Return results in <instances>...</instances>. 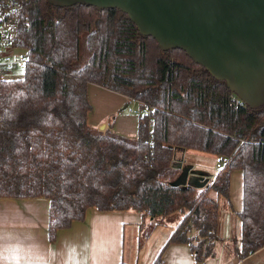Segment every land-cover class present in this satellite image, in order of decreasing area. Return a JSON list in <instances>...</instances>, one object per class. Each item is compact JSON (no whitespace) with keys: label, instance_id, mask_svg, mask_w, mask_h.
I'll return each instance as SVG.
<instances>
[{"label":"trees","instance_id":"obj_1","mask_svg":"<svg viewBox=\"0 0 264 264\" xmlns=\"http://www.w3.org/2000/svg\"><path fill=\"white\" fill-rule=\"evenodd\" d=\"M13 1L26 64L20 77L0 79V199L46 200L51 242L89 208L150 220L180 213L152 264L171 243L202 264L217 242L218 198L228 204L239 171L235 253L243 260L264 247V105L233 107L222 81L181 50H160L119 10ZM89 85L148 107L137 113L135 140L88 127ZM186 152L225 165L201 188L174 185Z\"/></svg>","mask_w":264,"mask_h":264},{"label":"crops","instance_id":"obj_2","mask_svg":"<svg viewBox=\"0 0 264 264\" xmlns=\"http://www.w3.org/2000/svg\"><path fill=\"white\" fill-rule=\"evenodd\" d=\"M89 92L92 97L99 99L105 115L112 116L107 128L105 124L102 128L136 136L137 118L115 115L120 107L128 108L126 98L94 85L87 86L88 95ZM102 116L99 119L100 123L104 120ZM190 153L194 154V152ZM197 154L202 156L201 153ZM204 155L214 159L211 155ZM186 165H190V172L193 174L202 173L198 168L195 170L193 164ZM241 188V173L231 172L228 204L225 205L220 221L217 219V234L222 236L217 242L220 244L214 248L212 257L202 264H264V247L239 260L234 244L238 234H235L234 238L229 237L231 226L233 225L235 231L238 228L236 214L241 208ZM47 223L46 200L0 199V264H137L136 253L133 252L134 256L131 257L125 243L129 233L137 236L138 229L143 223V217L139 213L99 212L89 208L82 222H73L69 228L57 231L52 242L48 240ZM231 239L232 244L226 243V240ZM161 262L162 264H199L193 259L189 247L183 243L168 244L162 252Z\"/></svg>","mask_w":264,"mask_h":264},{"label":"water","instance_id":"obj_3","mask_svg":"<svg viewBox=\"0 0 264 264\" xmlns=\"http://www.w3.org/2000/svg\"><path fill=\"white\" fill-rule=\"evenodd\" d=\"M58 7L91 6L97 10L116 9L124 13L138 33L153 38L159 49L183 51L193 63L228 83L226 64L239 65L254 78L251 93L264 81V0H65ZM222 64V65H220ZM102 129V127L100 128ZM190 165L181 168L174 185H206L204 174H193ZM191 174V176H189Z\"/></svg>","mask_w":264,"mask_h":264},{"label":"rangeland","instance_id":"obj_4","mask_svg":"<svg viewBox=\"0 0 264 264\" xmlns=\"http://www.w3.org/2000/svg\"><path fill=\"white\" fill-rule=\"evenodd\" d=\"M56 3H65V0H52ZM80 59L79 63L83 64L86 61L87 53L84 50V36H81L80 38ZM222 65V64H220ZM226 73L228 74V83L230 88L233 91V95L236 99L240 101H244L247 99L248 95L251 93L253 84H254V78L250 72H248L243 67L232 64L228 62L226 64ZM23 72V69L14 70L8 74L5 75V77L9 78H16L20 77ZM93 86V85H92ZM252 96L249 98V103L252 106H259L261 104H264V81H260L256 87L255 90L252 92ZM89 104L92 108V111L87 116V125L91 130L99 131V132H109L113 135H118L127 138L128 140H135V135L130 136L125 133H117L116 130L108 131L107 123L109 120H111L110 115H105L106 113L102 111L99 103V99L97 97H92L91 93L89 92V95L87 93ZM133 108L135 109V114L129 115L128 109ZM137 113H140L139 109L136 108V105L134 103H129L128 108H122L120 107L119 110L115 113L118 117H122V115H128L130 117H136ZM104 115V116H102ZM100 116L104 118L103 121H99ZM114 119V118H113ZM103 124L106 125V128L100 129ZM189 153V154H187ZM202 156H198L197 153H190L186 152L184 154L178 153V158H182L184 160V164H193V168L196 170H200L202 174H204L207 177V180H211L213 176L216 174V165L217 162L215 159L211 158L210 156L201 154ZM191 176V174H189ZM204 179V177H202ZM209 197L212 196V194L209 192L207 193ZM206 195V196H207ZM218 208H217V218L220 221L221 216L223 215V211L225 210L226 201L223 200V198L219 197L218 201ZM180 213H174L165 217H159L153 220H150L148 218L143 217V223L138 229L137 236L132 235L131 233L128 234L127 240H126V248L127 252L130 254V256H134L133 252L136 253V260L137 264H151L152 261L155 259L158 250L161 248V246L165 243L167 234L178 224L179 220L181 219ZM218 221V222H219ZM231 236H235V234H238V228H233V225L231 226ZM138 237V239H137ZM222 237L220 234L216 235L215 240L218 242L219 238ZM137 240V241H136ZM215 243V247L217 244ZM232 244V239L226 240V243ZM236 244V242L234 243ZM231 248H233V245H231ZM137 251V252H136Z\"/></svg>","mask_w":264,"mask_h":264},{"label":"built area","instance_id":"obj_5","mask_svg":"<svg viewBox=\"0 0 264 264\" xmlns=\"http://www.w3.org/2000/svg\"><path fill=\"white\" fill-rule=\"evenodd\" d=\"M19 15V7L13 0H0V79L14 70L24 69L26 64L25 53L15 45L16 21ZM127 103H134L140 112L148 113V107L141 103L133 100ZM241 104L240 100H233V107H239ZM128 113L132 115L135 114V111L133 108H129ZM224 165L225 162L221 161L216 165V168Z\"/></svg>","mask_w":264,"mask_h":264}]
</instances>
